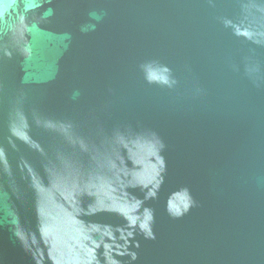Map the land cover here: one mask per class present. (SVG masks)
<instances>
[{
  "label": "water",
  "instance_id": "water-1",
  "mask_svg": "<svg viewBox=\"0 0 264 264\" xmlns=\"http://www.w3.org/2000/svg\"><path fill=\"white\" fill-rule=\"evenodd\" d=\"M0 264H264V0H0Z\"/></svg>",
  "mask_w": 264,
  "mask_h": 264
}]
</instances>
